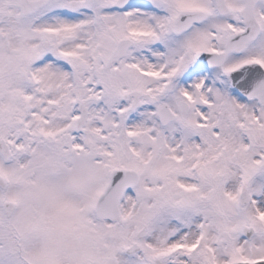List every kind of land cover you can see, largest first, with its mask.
Here are the masks:
<instances>
[{"label": "snow or ice", "instance_id": "snow-or-ice-1", "mask_svg": "<svg viewBox=\"0 0 264 264\" xmlns=\"http://www.w3.org/2000/svg\"><path fill=\"white\" fill-rule=\"evenodd\" d=\"M0 264H264V0H0Z\"/></svg>", "mask_w": 264, "mask_h": 264}]
</instances>
